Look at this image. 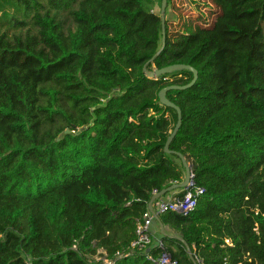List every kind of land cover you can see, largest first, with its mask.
<instances>
[{
	"label": "trees",
	"instance_id": "obj_1",
	"mask_svg": "<svg viewBox=\"0 0 264 264\" xmlns=\"http://www.w3.org/2000/svg\"><path fill=\"white\" fill-rule=\"evenodd\" d=\"M152 1L0 0V264L126 250L153 191L183 180L164 151L178 116L158 94L193 74L143 71L174 64L198 79L166 93L182 116L169 149L205 193L160 220L197 264H264V0H212V27L173 38L166 21L160 52ZM161 243L151 255L195 264L178 240ZM114 264L153 263L140 252Z\"/></svg>",
	"mask_w": 264,
	"mask_h": 264
},
{
	"label": "built area",
	"instance_id": "obj_2",
	"mask_svg": "<svg viewBox=\"0 0 264 264\" xmlns=\"http://www.w3.org/2000/svg\"><path fill=\"white\" fill-rule=\"evenodd\" d=\"M181 192L182 194H178L168 200H163L160 198L155 200L153 206L156 212L159 215L167 212H175L187 216L192 211H194L195 207L197 206L198 198L205 193V189L202 187H197L194 182H191L189 187L183 189ZM157 193L158 192L156 190L153 191L154 195ZM255 214H258L257 210ZM153 220L154 219L151 213L147 211L143 218L137 223L135 239L129 244L126 250L121 252L117 251L112 258H108L107 253L104 250L99 249L98 251H101L102 253L101 261H104L105 264H114L116 260L141 252L144 253L147 259L153 264H178L177 261L173 259L172 256L165 250H162L158 256L151 255L150 249L153 243L151 227ZM254 231H257V228H255ZM225 242L230 245L229 240H225ZM159 247L162 248V243L159 244ZM98 251L96 254H98ZM96 260L100 261L98 258Z\"/></svg>",
	"mask_w": 264,
	"mask_h": 264
},
{
	"label": "water",
	"instance_id": "obj_3",
	"mask_svg": "<svg viewBox=\"0 0 264 264\" xmlns=\"http://www.w3.org/2000/svg\"><path fill=\"white\" fill-rule=\"evenodd\" d=\"M167 5H168V0H161L159 17L161 19V28H162V46H161L159 52L165 46V23H166L165 10L167 8ZM158 53L156 55H158ZM155 56L152 58L151 61L154 60ZM182 70H187L193 74L192 81L189 84L184 85V86H180V85L167 86V87L163 88L162 90H160L158 97H159L160 104L162 106L170 107V108L174 109L177 113V116H178L177 123L174 127V130L172 131V133L170 134V136L168 137V139L165 143L164 151L166 154H169V155L173 154L179 158V160H180V162H181V164L185 170V175H184V179L182 182L174 183L170 187L163 189L159 193L153 195L151 200L148 202V211L151 213L154 221L159 225L162 236H166L168 238H174V239L178 240L179 242H181L183 247L185 248V250L187 252L188 258L193 263L197 264L196 258L194 256L193 252L191 251L190 247L188 246L187 242L179 235H170V234L165 232L164 225L162 224V222L160 220V215L156 212V210L153 206L155 200L161 198L165 194L170 193L174 190L186 189L189 187L190 183L193 182L194 176H193V171H192V164L190 162H188L186 157L184 155H182L181 153L173 152V151H170V149H169L170 143L172 142L173 138L175 137V135L177 134V132L180 128L182 116H181L180 108L178 106H176L173 102H171L166 97V93L169 90H185V89L192 87L198 79V72L193 67H191L189 65H185V64H174V65L164 67L162 69H154L152 71H148L146 68L143 69L146 77H148L149 79H154V78L160 77L162 75L171 74L173 72L182 71ZM65 132L68 133L69 131L66 130ZM147 252H148V250H147Z\"/></svg>",
	"mask_w": 264,
	"mask_h": 264
},
{
	"label": "rangeland",
	"instance_id": "obj_4",
	"mask_svg": "<svg viewBox=\"0 0 264 264\" xmlns=\"http://www.w3.org/2000/svg\"><path fill=\"white\" fill-rule=\"evenodd\" d=\"M160 5L161 0H153L146 4V8L160 15ZM219 15L220 9L213 4L212 0H169L165 10V19L169 23L168 33L172 38L182 32L186 28L185 26H190L193 29L212 27ZM62 18L66 29H74L72 20L68 15L64 14ZM173 160L177 164H181L179 159L173 158ZM171 232L173 231L171 230ZM172 234L177 235L175 232ZM101 254V251H98V254L87 256L88 263L105 264L104 261H101ZM97 258L100 261H97Z\"/></svg>",
	"mask_w": 264,
	"mask_h": 264
},
{
	"label": "crops",
	"instance_id": "obj_5",
	"mask_svg": "<svg viewBox=\"0 0 264 264\" xmlns=\"http://www.w3.org/2000/svg\"><path fill=\"white\" fill-rule=\"evenodd\" d=\"M209 4H211V3H209ZM180 193H181V190H176V191H173V192L165 194L160 199L168 200V199H171L172 197H174V196H176V195H178ZM164 230H165L166 233H168L170 235H173L172 234L173 232H171V229H169L168 227L164 226ZM151 231H152V236H153V243H152L151 247L153 248V247H156L157 244H161V236H162V234H161V231H160V227H159V225L156 222H154L152 224Z\"/></svg>",
	"mask_w": 264,
	"mask_h": 264
}]
</instances>
